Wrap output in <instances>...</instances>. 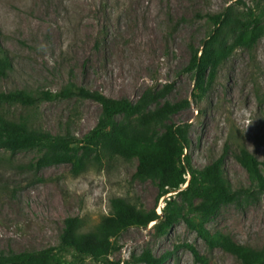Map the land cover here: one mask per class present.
I'll list each match as a JSON object with an SVG mask.
<instances>
[{"label": "rangeland", "instance_id": "374dc122", "mask_svg": "<svg viewBox=\"0 0 264 264\" xmlns=\"http://www.w3.org/2000/svg\"><path fill=\"white\" fill-rule=\"evenodd\" d=\"M230 6L241 14L251 10L264 23V0H0V47L14 69L9 78H0V91L55 93L75 82L136 102L147 89L168 88L161 103L190 101L170 121L190 124L193 167L203 170L223 156L233 188L249 187L251 180L236 154L243 147L264 161V36L252 53L239 50L224 63L201 100L194 97V78L186 70L192 51L210 29L203 16ZM0 111L25 118L43 132L71 133L78 141L96 126L101 107L74 98L30 108L4 105ZM81 148L77 156L85 165L79 173L69 163L33 173L27 166L38 157L37 150L0 153V252L57 247L65 218L77 217L86 230L92 229L111 214L113 197L162 214L170 194L157 201V185L134 177L136 158H97L95 152L85 156ZM206 226L264 250V198L225 205ZM184 244L195 246L203 261ZM118 245L108 264H144L137 258L147 249L155 256L170 252L164 264H240L229 253L209 250L184 220L165 235L157 233L154 223L131 228ZM63 261L97 264L81 262L71 252L63 253Z\"/></svg>", "mask_w": 264, "mask_h": 264}, {"label": "trees", "instance_id": "16d2710c", "mask_svg": "<svg viewBox=\"0 0 264 264\" xmlns=\"http://www.w3.org/2000/svg\"><path fill=\"white\" fill-rule=\"evenodd\" d=\"M209 26L207 36L199 48L192 51L186 68L194 78L201 100L213 88L220 68L237 51L252 53L264 36V23L253 11L241 14L230 6L224 11L203 16ZM14 73L9 56L0 47V78ZM169 89H147L136 102L128 98L114 99L97 90L69 82L58 92L27 88L0 91V106L33 107L42 102L68 101L74 98L92 100L101 107L96 126L81 140L71 133L51 134L33 128L25 118H11L0 111V153H22L37 150L39 155L28 163L33 173L51 165L69 163L79 173L84 165L78 158L93 152L96 157L120 156L138 165L134 177L150 180L157 185V201L169 195L162 214L156 209L145 211L123 197L111 199V214L92 229L86 230L77 217L64 219V228L57 247L23 252H0V264H64L63 253L71 252L81 262L89 259L108 264L110 256L119 250L118 239L131 228H146L151 223L157 233L165 235L180 220L195 231L209 250L220 249L234 256L240 264H264V250H256L236 243L221 233H212L207 223L225 205L236 204L242 198H264V161L248 149L241 148L236 159L247 172L249 187L233 188L224 168V157L214 160L203 170L192 165L188 155L191 145L190 124H176L171 118L190 105L189 100L165 101ZM2 157L0 156V162ZM20 169H25L20 166ZM185 183L188 185L182 188ZM182 247L191 251L197 261H203L192 244ZM167 252L155 256L150 250L137 258L138 263L164 264Z\"/></svg>", "mask_w": 264, "mask_h": 264}]
</instances>
